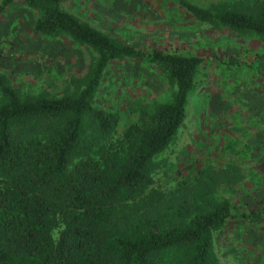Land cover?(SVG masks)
Masks as SVG:
<instances>
[{
    "label": "trees",
    "instance_id": "16d2710c",
    "mask_svg": "<svg viewBox=\"0 0 264 264\" xmlns=\"http://www.w3.org/2000/svg\"><path fill=\"white\" fill-rule=\"evenodd\" d=\"M15 1L37 13L33 30L90 47L91 77L74 94L22 96L0 75V264H220L215 234L239 217L229 201L199 194L169 201L153 187L154 159L173 141L203 58L154 50L150 59L176 84L172 99L138 122L92 104L110 61L147 54L64 10L68 0ZM195 18L264 36V0L213 14L182 3ZM208 187V188H207Z\"/></svg>",
    "mask_w": 264,
    "mask_h": 264
},
{
    "label": "rangeland",
    "instance_id": "374dc122",
    "mask_svg": "<svg viewBox=\"0 0 264 264\" xmlns=\"http://www.w3.org/2000/svg\"><path fill=\"white\" fill-rule=\"evenodd\" d=\"M261 0H68L61 7L82 22L143 50L141 60L108 63L92 104L138 122L177 87L150 59L160 50L203 58L173 141L154 159L153 187L169 201L199 194L229 201L234 215L264 210V36L236 33L192 16L188 2L213 14ZM1 2V0H0ZM37 13L21 1L0 14V75L22 96L80 91L97 53L70 39L33 30ZM207 187V188H208ZM264 214V212H263ZM220 264H264V216H238L215 234Z\"/></svg>",
    "mask_w": 264,
    "mask_h": 264
}]
</instances>
